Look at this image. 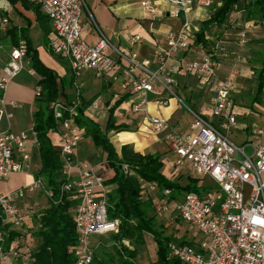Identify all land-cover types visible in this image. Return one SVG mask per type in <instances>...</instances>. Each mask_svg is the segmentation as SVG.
<instances>
[{"label": "built area", "instance_id": "1", "mask_svg": "<svg viewBox=\"0 0 264 264\" xmlns=\"http://www.w3.org/2000/svg\"><path fill=\"white\" fill-rule=\"evenodd\" d=\"M27 1L51 23L49 49L68 62L74 76L90 71L95 78L107 77L116 82L120 77L117 72L124 69L132 77L122 80L120 88L142 98L133 106V111L141 109L148 94L159 97V107H166L168 98L177 99L185 107L173 90L176 84L174 71L164 64L175 54L190 50L194 37L187 18L177 32L167 33V49L160 53L157 69L151 70L148 62L137 61L136 54L123 56L110 44L95 24L87 0ZM154 1L175 7L168 15L176 18L179 12L189 15L195 6L211 9L217 0ZM141 6L150 13L156 11V7L148 2L141 3ZM84 16L89 18L99 35V40L93 45L82 37ZM10 28L9 16L0 14V121L4 116L11 117L6 112V106L16 107L14 101L7 100L6 92L10 82L25 69L28 51L23 39L16 45L3 42ZM138 39L134 37L130 43ZM237 42L239 45L246 44L245 30L239 32ZM108 47L125 61L124 68L117 59L105 53ZM196 51L198 57L188 62L183 70L194 75L202 88L210 89L213 97L209 106L201 113L185 107L191 116L185 131L171 130L167 120L158 116L146 117L147 129L166 144L174 156L172 166L175 169L188 168L193 179H198L195 176L208 177L215 188L201 194L188 192L171 199L170 190L159 192L156 185L141 181L140 197L142 200L151 199L157 214L170 220L180 219L198 235L192 241L174 240L168 243L170 255L182 264H264V130L257 132L261 136L258 144L248 145L251 154H247L245 145H237L231 140L230 133L237 126L235 106L230 97L235 84L228 76L220 78L216 66L217 52L222 56L227 53L219 44L213 49L198 44ZM237 59L240 57L237 56ZM27 71L36 76L32 69ZM34 96L35 99L40 97V88L35 90ZM78 106V103L67 104L56 100L50 104V109L57 124V151L64 179L60 194L67 195L75 205L73 221L77 246L74 257L76 264H92L96 247L91 238L117 234L119 221L107 217L104 177L92 168L83 167L75 159V148L84 136V129L74 122ZM93 108L97 109V105L93 104ZM206 118L220 122L215 126ZM36 158L39 159L38 141L33 130L0 132V182L12 174H36L31 183L6 194L0 192V264H15L19 260L30 264L32 217L41 207L23 208L20 204L40 193L48 200L54 197L44 179L38 176V164L34 163ZM123 170L126 172L127 167L124 166ZM7 231H15L19 235L9 249L4 250Z\"/></svg>", "mask_w": 264, "mask_h": 264}, {"label": "crops", "instance_id": "2", "mask_svg": "<svg viewBox=\"0 0 264 264\" xmlns=\"http://www.w3.org/2000/svg\"><path fill=\"white\" fill-rule=\"evenodd\" d=\"M143 2H148L155 6L156 11L153 13L147 11L141 6ZM26 3L29 5L28 9L22 6L20 2L13 4L8 0H0V14L9 16L11 27L29 26L28 37L32 47L37 51L40 61L47 68L54 71L58 77L57 101L67 104L78 103L79 107L84 108V115L99 125L101 129H104L107 124L109 109L120 101V105L116 106L114 111L115 126H124L127 131L113 130L107 134L117 154H120L123 145H129L141 155H161L163 175L168 179L176 180V177L180 176V172H182L181 169H175L172 166L174 156L168 148L161 145L163 142L160 138L147 129L146 121L147 116L162 117L167 120L171 130L181 131L179 126L183 113L181 105L176 99L168 98V105L159 107L157 104L159 97L148 94L141 109L133 111V106L142 101V98L132 91H124L120 88L122 80H129L132 77L126 74L124 69L117 72L120 77L116 82H112L107 77L95 78L90 71L74 76L68 62L53 54L49 49L48 38L52 32L51 23L39 10V14L45 17V22H40L34 11L36 7L32 6L27 0ZM246 3L247 0L238 1L230 8L223 25L209 27L205 34V41L206 46L212 49L217 44L221 45L227 53L226 56H222L220 52L216 54L218 76L220 78L228 76L233 79L235 86L230 94L233 103L236 97L241 98L239 105L234 103L237 126L232 129L230 138L237 145H245L246 149H249L247 154H251V147L248 145L258 144L261 141V136L257 132L264 130V106L261 105L264 104V96L260 99V104H253L257 87L255 72L261 69V59L264 53V25L259 22L251 25L245 23ZM87 6L95 24L109 40L110 44L123 56L130 57L133 53L136 54L137 61L148 62L151 70L157 69L159 55L163 50L167 49V33L177 32L187 18L191 24L194 37L192 46L190 50L179 52L169 58L164 65L174 71L176 84L173 90L176 96L180 92L186 100L190 101L196 109V113L202 112L207 102H209V98L212 99L213 94L209 88H202L198 79L194 75L185 73L183 68L188 62L198 57L196 46L202 43L196 42V34L202 28L203 23L210 18L214 7L219 6V3L216 2L211 9L195 6L189 15L185 16L182 12H179L176 18L168 15L169 12L174 11L176 8L162 1L87 0ZM14 13L28 19L26 25L18 24L14 18ZM32 19H34L35 24H33ZM34 28L40 29L43 43L40 50L33 44L30 36L31 30ZM241 30H245L247 33L245 45H239L237 42L238 34ZM82 37L91 45L99 40V35L87 16L83 18ZM134 37L139 39L131 44L130 40ZM2 40L5 44H8L10 42L9 35L7 34V37ZM105 53L117 59L120 66L125 67V61L118 58L112 49L106 48ZM237 56L240 59H237ZM24 66L26 69L19 73L8 86L6 98L8 101H14L16 107L6 106V112L11 114V117L7 118L4 116L1 119L0 132H29L33 128L34 93L38 88V77L28 73L27 70L30 67L27 60L24 61ZM251 83H253L252 89L254 93L252 97H246V92L251 90V87H249ZM163 97L166 98V95H163ZM93 104L97 105V109L93 108ZM242 105H246L247 108L242 109ZM186 113H188L187 110ZM188 115L191 121V116L189 113ZM206 120L216 125L220 122L210 118H206ZM114 137L117 140L115 143ZM49 138L53 148L57 150L59 143L58 133L55 130L50 131ZM74 153L75 159L83 167L92 168L96 173L104 177L107 194L113 191L114 186L108 185L107 182L112 179L114 172L107 164L106 154L94 145L90 137L84 135L75 148ZM36 159L34 163L38 164L37 167L40 169V161L38 158ZM20 175L30 178L23 185L31 183L36 177L33 172ZM23 185L20 184L11 191ZM2 193L6 194L9 192ZM20 205L23 208L29 206L47 208L48 199L37 194L35 197L21 202ZM163 218H166L168 222L172 220H168L166 216H163ZM169 224H172L174 229L169 234L176 240L187 242L198 238V235L178 218H175ZM32 244L35 246L33 238ZM92 244L96 247L95 252L97 253L99 246L94 241ZM129 248L132 249L131 247ZM154 261L155 258L152 264Z\"/></svg>", "mask_w": 264, "mask_h": 264}, {"label": "trees", "instance_id": "3", "mask_svg": "<svg viewBox=\"0 0 264 264\" xmlns=\"http://www.w3.org/2000/svg\"><path fill=\"white\" fill-rule=\"evenodd\" d=\"M11 3L20 2L29 8L26 0H8ZM241 0H217L219 6L214 7L210 18L206 20L196 34V42L206 45L205 34L209 27L221 26L226 21L230 8ZM216 4V3H215ZM37 19L45 22V17L34 8ZM259 22L264 25V0H247L245 5V23L251 25ZM29 26L11 27L8 31L10 42L16 45L19 40L27 43V57L30 69L38 77L37 86L40 97L34 101L33 128L38 141L40 169L38 176L42 177L47 187L53 191V198L48 200V207L40 208L33 216L32 238L35 246L29 256L30 264H76L74 250L77 237L74 228V203L67 195L60 194L64 181L61 175V159L49 138V132L57 127L50 109V104L58 98L57 75L47 68L39 59L37 51L32 47L28 37ZM257 82L253 104H260L264 96V53L261 59V69L255 72ZM120 101L109 109L107 124L104 129L84 115V108L77 107L74 122L84 129V135L91 138L94 145L106 154L109 168L114 172L112 179L107 182L113 185V191L106 194L107 217L119 221V231L110 235V241L119 247L114 251L105 249L94 253L92 264H138L136 262L138 246L143 244V237L150 236L155 245V261L153 264H182L172 257L168 243L176 240L171 234H166L160 228L155 217L150 215L153 208L151 199L142 200L140 197V182H148L157 186L158 191L170 190L171 199H176L188 192L201 194L198 179L187 177V184L182 185L177 180L166 178L162 173L163 160L161 155H141L129 145H123L120 154L110 143L107 134L110 131H127L124 126H115L114 111ZM66 117V114H64ZM127 167V171L123 167ZM205 192V191H203ZM19 233L7 231L4 250H8ZM129 242L130 249L124 245ZM15 264H24L19 260Z\"/></svg>", "mask_w": 264, "mask_h": 264}, {"label": "rangeland", "instance_id": "4", "mask_svg": "<svg viewBox=\"0 0 264 264\" xmlns=\"http://www.w3.org/2000/svg\"><path fill=\"white\" fill-rule=\"evenodd\" d=\"M14 18L16 19L18 24H23V25H26L27 20H28L24 16L17 14V13H14ZM32 21H33V24H35L34 19H32ZM30 36L32 38L33 44L40 50L43 46V43L41 41L42 37L40 35V29H38V28L32 29L30 32ZM44 46H45V42H44ZM252 85H253V83H251L249 85V87H251V90L249 92H246V94H245L246 97L247 96L252 97V94L254 93V90L252 89L253 88ZM177 96L182 101V103L184 104L185 107H188V108L196 111V109L193 107V105L190 103V101L186 100L180 92H178ZM209 99L210 100H209V102H207L206 107L209 106V104L211 102V98H209ZM176 101H177V99H176ZM240 101H241V98L236 97V100H234L235 105H239ZM261 105L264 106V104H261ZM185 107L181 106L182 113H183L182 118H181V122H180L181 124L179 126L181 131L187 130V128L191 122L188 113H186ZM245 108H247V106L242 105V109H245ZM212 124L216 126V124H214V123H212ZM113 140H114V143L117 141L115 137L113 138ZM161 145L167 148L165 143H162ZM246 152L249 153V149H246ZM181 171L182 172H180V176L178 175L176 177V180H177V182H179V184L185 185V184H187V177L189 176L190 172H189L188 168H186V167L182 168ZM195 178H198L199 185L201 187V191H200L201 193L203 191H208L209 189L215 188L214 182L211 179H209L208 177L195 176ZM29 179L30 178L27 176H23L20 174H12L7 179L0 182V192H5V193L10 192L16 186H18L20 184L23 185L24 183H26L27 180L29 181ZM40 195H42V194L40 193ZM150 215L155 217V220L157 221L158 225L160 226L161 229H163L165 231L166 234H169L170 232L172 233L174 231V229L172 228V224L171 225L169 224L174 220L173 218H171V219H173L172 221L168 222L166 218H163V215L157 214L154 209H151ZM168 220H170V218H168ZM190 238H191V236H190ZM91 241H92V243L94 241L96 243V245L99 246L98 250L105 249L107 247L106 248L107 251H114L113 248H116L114 243L112 241H110V235H106V236H96L95 235L91 238ZM124 245L126 247L137 248L133 245L130 246L129 242H124ZM118 248L119 247H117L116 250ZM137 255H138V258H136V262L138 264H152V261L155 258V245H154V242L152 241V238L150 236L145 235L143 237V244L142 245L140 244V246H138V254Z\"/></svg>", "mask_w": 264, "mask_h": 264}]
</instances>
